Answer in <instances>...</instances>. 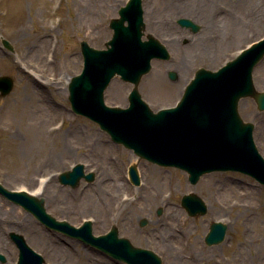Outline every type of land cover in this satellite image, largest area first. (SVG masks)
Returning a JSON list of instances; mask_svg holds the SVG:
<instances>
[{
	"label": "rangeland",
	"instance_id": "374dc122",
	"mask_svg": "<svg viewBox=\"0 0 264 264\" xmlns=\"http://www.w3.org/2000/svg\"><path fill=\"white\" fill-rule=\"evenodd\" d=\"M141 1L143 38L151 35L169 52L168 60L151 62V70L137 86L141 99L154 112L174 106L196 70L215 71L264 36V0H179L177 4L187 8L180 11L172 8V0ZM126 2L0 0V76L13 81L10 93L0 96V184L8 190L30 194L38 190L35 196L44 200L49 215L75 227L90 220L94 236L116 227L120 237L135 247L154 252L161 264H173L175 259L180 264H264V185L236 171L210 172L191 184L186 172L176 167L158 166L137 156L132 163L128 161L133 155L131 150L114 143L93 121L72 112L68 84L83 67L79 43L86 41L95 49H104L112 34L109 21L117 17L118 9ZM179 18L191 20L199 25V30L193 33L180 27L176 22ZM40 38L42 45H37L42 46L47 61L42 72L29 68L41 76V87L36 90L7 65L11 59L22 57L24 48ZM3 40L10 48L2 44ZM169 72L176 74L175 80L168 78ZM252 82L257 92H264V57L253 70ZM131 88L118 76L112 78L104 92L105 104L127 107ZM48 103L54 108L46 112ZM37 113L39 122L44 119L43 126L35 122ZM238 113L244 122L253 125L254 143L264 157V110L258 111L255 101L246 97L239 100ZM49 127L54 132H49ZM92 134L117 150L101 153L88 146ZM104 159L115 165L114 172L102 175ZM74 164H82L85 173L92 172L93 180L81 179L75 188L60 184L58 175ZM131 165L136 167L138 185L128 178ZM151 167L162 169L170 183L163 184L162 200L145 214L129 216L120 223L93 203V195L107 183L114 189L127 186L131 195L136 194L145 178L151 177L146 170ZM206 178L208 182L204 183ZM191 193L206 205L204 215L189 216L181 206V197ZM169 208L182 213L184 225L178 223V229L190 228L199 238L169 236L165 229ZM142 221L145 224L140 226ZM213 222L224 224L226 232L220 244L207 246L204 237ZM10 232L21 234L45 264H125L47 229L0 194V254L4 257L0 264L17 261L18 250L9 238Z\"/></svg>",
	"mask_w": 264,
	"mask_h": 264
},
{
	"label": "water",
	"instance_id": "95a60500",
	"mask_svg": "<svg viewBox=\"0 0 264 264\" xmlns=\"http://www.w3.org/2000/svg\"><path fill=\"white\" fill-rule=\"evenodd\" d=\"M177 24L193 33L200 28L186 18H179ZM109 28L112 35L104 49H95L86 41L79 43L83 67L68 84L72 112L97 123L113 142L132 150L139 158L185 171L191 184L206 173L236 171L264 185V158L255 146L253 125L244 122L238 113L239 100L246 97L255 100L259 111L264 110V92H257L252 82L253 69L264 57V36L217 70H196L174 107L153 112L141 99L137 86L150 71L151 61L168 60L169 53L151 35L142 40L141 0H127L118 9L117 18L110 20ZM2 44L10 48L5 40ZM115 76L132 85L125 108L107 106L104 102V91ZM168 77L175 80L176 74L169 72ZM12 86L11 78L0 76V96L10 93ZM128 176L132 184H139L135 166H129ZM93 178L92 172L84 173L82 164H75L58 175V182L75 188L81 179L91 182ZM0 194L47 229L77 239L112 259L126 264H161L154 252L119 237L116 227L94 236L90 220L79 227L56 220L46 212L42 198L8 190L1 184ZM181 206L190 216L204 215L207 209L195 194L182 196ZM144 224L142 221L140 226ZM225 232L224 224L213 222L204 241L208 246L219 244ZM9 238L18 249L16 264H45L21 234L10 232ZM0 261H4L1 254Z\"/></svg>",
	"mask_w": 264,
	"mask_h": 264
},
{
	"label": "bare ground",
	"instance_id": "6f19581e",
	"mask_svg": "<svg viewBox=\"0 0 264 264\" xmlns=\"http://www.w3.org/2000/svg\"><path fill=\"white\" fill-rule=\"evenodd\" d=\"M173 1V2H172ZM170 2L173 9H182L184 7H180L178 5L179 0H172ZM181 1V0H180ZM176 2V4L174 3ZM180 4V3H179ZM106 5V4H105ZM184 9H187L186 6ZM148 13H153L149 10ZM162 18H165V15L162 16ZM41 39V38H40ZM43 39L39 40L37 42V39L34 40L31 44L26 46L23 50V56L19 57L18 60L11 59L8 67L14 68L18 74L22 76V78L26 81V85L30 87L37 88L36 90H39L41 87L40 85V78L41 76H38L34 74L33 72L29 71V68H36L39 71H43L44 62L47 61V56L45 55V52L43 51L42 43ZM40 44V45H37ZM38 61H41L42 63L39 65ZM36 64V67H34ZM155 67L157 65H154ZM116 86V83L112 84V88ZM33 89V88H32ZM54 106L48 104H45V111L49 112L50 110H53ZM41 113L42 111H38ZM37 113V117L35 122L41 126L42 122L44 123V119L39 122L40 114ZM33 114H36L33 113ZM49 132H54V129L47 128ZM88 146L92 148H98L100 149L101 153H107L112 151L113 149L117 150L116 148H113L110 144L105 142L104 140H99L94 137V134H92L91 139L88 142ZM67 146H65V149H67ZM134 153L133 155L129 156L128 161L134 163L135 157ZM101 168H99L102 171V175H107L109 173H112L115 171V165L107 159H104V162H101ZM147 174L151 173V177L145 178V181L140 189V191H137L136 194L131 195V190L125 186L122 185L116 186L114 189L113 187H110V184L107 183L104 188L101 186L99 187V191H97L93 197L91 198L93 203L97 205V208H101V210H106L107 213H110L111 215H114V220L123 223L125 222L129 216L133 217L135 215H143L145 212L149 210V207H152L154 203L159 202L162 200V191L161 187L166 184L170 183V178L165 175L162 169H157L151 167L150 169L147 168ZM149 172V173H148ZM209 179V178H208ZM208 179H204L203 182H208ZM39 193L38 190L32 194ZM233 206H236L235 204ZM246 208L248 209L249 206ZM171 211L169 223L167 222L165 225V229H167V234L171 236L172 238H199L194 237L193 231H191L190 228L180 230L178 229V223L184 225V220L182 219V213L176 211L175 209L169 208ZM182 220V223L180 222ZM171 222V225L169 226ZM201 233L205 231V227H202ZM173 264H180L178 262V259H175L172 261ZM13 264V263H12Z\"/></svg>",
	"mask_w": 264,
	"mask_h": 264
}]
</instances>
